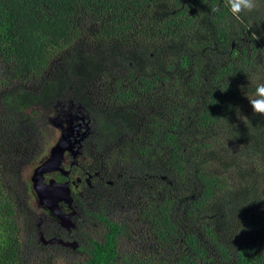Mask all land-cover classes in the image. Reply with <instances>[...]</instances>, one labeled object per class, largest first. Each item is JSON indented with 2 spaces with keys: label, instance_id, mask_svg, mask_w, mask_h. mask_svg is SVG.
<instances>
[{
  "label": "rangeland",
  "instance_id": "1",
  "mask_svg": "<svg viewBox=\"0 0 264 264\" xmlns=\"http://www.w3.org/2000/svg\"><path fill=\"white\" fill-rule=\"evenodd\" d=\"M137 26L134 34L119 40L122 52L157 42L148 18L142 17ZM108 45L99 37L85 36L74 47L78 56L69 50L49 60L38 85L33 80L6 81V66L13 62L0 53V203L12 213L5 220L10 221L13 237L19 241L17 260L11 264H85L87 254L81 247L86 244V236L102 239L106 228L94 217L84 215L82 205L92 211L104 208L108 217L127 224L129 234L119 241V263H151L149 259L156 260L157 256L152 263L168 264L180 252V242L161 247L153 234L152 219L147 217L149 210L164 202L165 191L176 195L172 213L179 229L183 232L191 227L200 240L210 244L203 225L187 213L186 202L193 194L178 187L183 177L168 162L170 145L163 138L164 129L156 134V125L168 127L171 121L170 83L142 94L140 99L135 89L134 98L122 106L129 119L117 116L122 118L115 121L117 129L103 133L100 120H114L118 105L113 85L120 80L126 86L135 79L132 69L112 60L104 66L107 76H91L86 71V64L80 63L84 55ZM240 74L243 77L233 78L240 90V109L251 108L246 95L254 91L247 87L255 85L256 77L264 82V56ZM53 82L56 85L45 92V85ZM202 87L201 81L190 74L182 90L198 95ZM21 91L29 92L23 95L29 106L22 107L18 102ZM242 113H237L239 123L243 122ZM229 117L203 125L191 123L179 134L180 140L194 152L196 166L218 177L224 186L222 191L232 192L236 198L239 212L235 218L215 222L225 237L223 242L233 252L237 238L245 237L258 240L264 249L263 226L249 225L251 216H264V157L248 154L234 139ZM60 172L69 174L67 191L74 197L71 207L63 206L66 215L70 214L65 216L66 224L52 216L51 201L41 195L43 185ZM1 245L0 238L2 255ZM210 252L220 264H232L234 260L224 258L214 246Z\"/></svg>",
  "mask_w": 264,
  "mask_h": 264
},
{
  "label": "trees",
  "instance_id": "2",
  "mask_svg": "<svg viewBox=\"0 0 264 264\" xmlns=\"http://www.w3.org/2000/svg\"><path fill=\"white\" fill-rule=\"evenodd\" d=\"M259 4V10L242 14L237 21L223 7V0H0V53L13 62L6 66L3 76L6 81L33 80L38 85L49 60L69 50L78 56L74 47L85 36L99 37L109 44L98 46L94 53L80 60L91 76H107L104 66L108 60L132 69L133 83L124 86L117 80L113 85L118 105L114 121L108 117L100 121L105 132L117 129V119H129L122 106L134 98L135 89L139 98L150 90L157 91L166 82L172 86L168 92L171 121L168 127L156 125V134L164 129L163 138L170 145L168 162L183 177L178 187L193 194L186 202L187 213L203 225L210 244L200 240L191 227L183 232L179 229L172 213L176 195L165 191L164 202L149 210L147 217L152 219L153 234L161 247L180 242V252L168 264H220L210 252L212 246L224 258H234L232 264H264V249L257 244L258 240L238 237L233 252L223 242L225 237L215 222L229 216L235 218L239 212L236 198L232 192L222 191L224 186L218 177L196 166L194 152L181 143L179 136L191 123L203 125L230 116L229 129L234 139L248 154L264 157V116L254 115L252 108L240 109V90L233 80L264 56V0H259ZM214 7L220 11L212 12ZM142 17L148 18L157 42L122 52L119 40L134 34ZM190 74L203 84L198 95L182 90ZM55 85V82L46 84L45 92ZM247 88L254 91L255 85ZM23 95L30 94L21 91L17 101L23 103L22 107L29 106ZM239 110L244 113L242 123L237 118ZM176 194L181 197L178 191ZM0 205L3 211L0 238L1 246L4 245L0 264H11L17 260L19 244L13 237V226L5 220L12 213L6 205ZM94 216L106 232L102 239L87 237L81 247L87 254L85 264H121L119 241L129 234L127 224L108 217L104 210ZM249 225L264 229V216H251ZM156 260L150 258L151 263L136 264H154Z\"/></svg>",
  "mask_w": 264,
  "mask_h": 264
},
{
  "label": "clouds",
  "instance_id": "3",
  "mask_svg": "<svg viewBox=\"0 0 264 264\" xmlns=\"http://www.w3.org/2000/svg\"><path fill=\"white\" fill-rule=\"evenodd\" d=\"M223 7L228 13L240 21L242 14H250L259 10V0H223ZM212 12L220 11L219 7L211 9ZM255 90L250 95H246L251 105L254 115L264 116V82H260V77H256Z\"/></svg>",
  "mask_w": 264,
  "mask_h": 264
},
{
  "label": "flooded vegetation",
  "instance_id": "4",
  "mask_svg": "<svg viewBox=\"0 0 264 264\" xmlns=\"http://www.w3.org/2000/svg\"><path fill=\"white\" fill-rule=\"evenodd\" d=\"M116 116V115H115ZM118 116V115H117ZM102 120V119H101ZM100 120V121H101ZM112 121H114V120H112ZM101 126V125H100ZM101 129H102V131H103V133H108V132H105L104 131V129L102 128V126H101ZM69 174H65V173H63V172H60V173H56V175L53 177V178H50L48 181H49V183H47L48 185L47 186H50L51 184H54L56 181L57 182H61V183H64V184H66V185H68L67 183L69 182ZM65 189H66V186L64 187ZM69 192V191H68ZM72 197V198H71ZM63 200H58V202H56L57 203V206H52L53 207V213H52V211H51V213H52V216H54V218L55 219H59L60 221H61V223H64V224H66L65 223V216H70V214L69 215H66L67 214V212L65 213L64 212V210H63V206H69V207H71V205H72V202L74 201V197L73 196H70L69 194L67 195V197L65 198V197H63L62 198ZM65 199V200H64ZM72 199V200H71ZM68 202H67V201ZM65 202V203H64ZM52 203V202H51ZM59 203V204H58ZM52 205H55L54 203H52ZM59 208H60V210H59ZM102 210H104V208H101L99 211H92V210H88L84 205H82V213H84V215H86L87 217H94L95 218V216H94V213H97V212H100V211H102ZM105 211V210H104ZM61 212V213H60ZM106 213V212H105ZM62 214H65L64 215V217H62L61 215ZM96 219V218H95ZM10 220H12V218L10 219ZM58 220V221H59ZM105 234V233H104ZM88 236H92V235H87L86 236V239H87V237ZM104 236V235H103ZM93 237V236H92ZM95 238V237H94ZM17 241H18V239H17ZM19 242V241H18ZM86 242H87V240H86ZM19 254V253H18Z\"/></svg>",
  "mask_w": 264,
  "mask_h": 264
},
{
  "label": "water",
  "instance_id": "5",
  "mask_svg": "<svg viewBox=\"0 0 264 264\" xmlns=\"http://www.w3.org/2000/svg\"><path fill=\"white\" fill-rule=\"evenodd\" d=\"M61 150H63V149L61 148ZM39 170L43 172L45 170V168L44 169L40 168ZM63 185L66 186V191H67V185L66 184L55 182V184H51L50 186L43 185L45 188H43L41 195L43 196V198H46V199L50 200L52 203L57 204L56 202H58L59 199H62V197L58 196L62 192H58V194H57L56 189H58V190L65 189ZM53 189H54V191H53ZM52 206L54 207L55 205H52Z\"/></svg>",
  "mask_w": 264,
  "mask_h": 264
},
{
  "label": "bare ground",
  "instance_id": "6",
  "mask_svg": "<svg viewBox=\"0 0 264 264\" xmlns=\"http://www.w3.org/2000/svg\"><path fill=\"white\" fill-rule=\"evenodd\" d=\"M55 184V183H54ZM64 186V185H63ZM65 187V186H64ZM53 191H54V189H53ZM52 191V192H53ZM58 192H62L61 194H59L58 196L59 197H67V195H68V191H66V189H63V190H58V189H56V193L58 194ZM55 206H57V204H55Z\"/></svg>",
  "mask_w": 264,
  "mask_h": 264
}]
</instances>
